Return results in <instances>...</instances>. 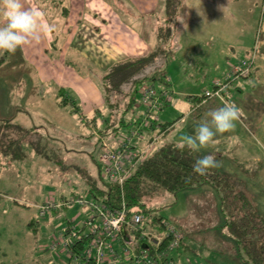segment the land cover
<instances>
[{
	"label": "rangeland",
	"instance_id": "1",
	"mask_svg": "<svg viewBox=\"0 0 264 264\" xmlns=\"http://www.w3.org/2000/svg\"><path fill=\"white\" fill-rule=\"evenodd\" d=\"M105 1L118 9L114 0ZM157 1L160 7L157 4L153 11L157 9L159 14L161 10L165 11V4L164 0ZM116 2L122 4L123 0ZM23 4L26 9L42 12L47 24L56 32L55 37H59L68 13L62 17L61 7L53 9L50 5H59L60 1L23 0ZM63 5L68 9L67 0ZM175 6L179 14L176 22L179 21L175 24V16L172 18L173 33L165 45L168 51L164 72L170 83L167 78L165 82L171 91V99L163 103L168 105L162 111L169 129L166 139L183 143L185 137L194 135L197 125L193 115L187 112L185 96L178 91L186 89L200 93L198 95L212 91L213 81L223 80L231 64L250 55H254V66H257L251 75L255 77L239 79L237 83L242 85L243 92L233 91L234 98L227 94L225 99L226 103L246 107L249 117L256 119L258 116L264 120V0H181ZM183 15L184 22H180ZM149 26L150 23H146L145 34ZM166 29L164 24L162 32L166 33ZM82 62L85 69L93 71L95 66L91 62L87 59ZM107 70L97 71V76ZM55 99L47 88L43 91L37 83L34 72L23 62L18 49L15 53L0 52V117L11 119L13 125L9 129L14 132L8 131L3 137L6 127L0 130V264H72L62 247L53 245L58 244L59 232L66 224L61 221L63 218L72 221L78 215L75 221L79 222L87 218L88 211L70 206L59 209L53 216L41 218L35 206L49 196L58 199L59 192L67 198L72 197L70 192H77L79 180L71 170L78 177L84 174L92 177L91 173L98 176V171L104 178L97 142L105 136L99 133L97 141V129L108 124L107 118L97 116L92 120L98 124L97 128H87L81 115L73 112L74 108L62 104V99L59 102ZM135 100H138L137 94ZM96 110L105 112L106 108L103 105ZM88 118L83 117L89 122ZM32 140L37 149L28 144ZM87 168L91 171H86ZM81 185L84 187L83 183ZM65 187L71 190H60ZM201 188L212 191L209 185ZM149 190L142 199L147 207L164 221L177 225L185 234L180 250L183 256L175 259L176 264L180 259L182 264H208L209 250L215 246L211 244L213 239H207L210 235L207 230L219 229L214 204L204 199L203 202L201 198L205 196L193 192L194 189L175 194ZM200 201L199 216H194V203ZM32 220L37 221L35 226L29 225ZM231 250V247L222 246L218 251L229 254Z\"/></svg>",
	"mask_w": 264,
	"mask_h": 264
},
{
	"label": "crops",
	"instance_id": "2",
	"mask_svg": "<svg viewBox=\"0 0 264 264\" xmlns=\"http://www.w3.org/2000/svg\"><path fill=\"white\" fill-rule=\"evenodd\" d=\"M67 1L68 16L64 21V27L59 31V37H55L54 33L56 32L53 28H50V25L47 24L43 16V24L50 28V30L43 32L38 41H32L18 48V50L21 53L23 62L34 72V78L41 85L43 91L47 88L51 95L55 96V102H59L62 99L64 100V102H61L62 104L69 105L71 109L74 108L75 110L72 109L73 112L81 115V120L85 122L87 128H91V126L97 128L98 124H94L92 121L94 118L92 113L104 105V97L97 79L93 75L97 76V71L109 69L113 64L120 61L140 58L149 54L158 43L156 30L163 26L164 12L161 10L158 14L157 9L153 11L154 7L158 4L157 0H123L122 4L117 3V10L105 0ZM158 6L160 7V4ZM182 17L185 18V15L180 16L182 20L180 22H184V18L182 19ZM177 22L175 21V24ZM146 23H150V26L147 28L145 34L144 27H146ZM83 59H87L95 66L93 71L81 68L79 71L77 67L75 68L69 63L79 62L81 64ZM192 65L195 66L193 62ZM256 67L254 70H256ZM196 70L200 71L199 68H196ZM184 76L192 75L184 74ZM254 77L248 76L244 78L253 79ZM166 78L169 80V77ZM241 78H237L229 84L227 93H225L226 95L228 94L227 97L234 98L232 95L233 91H237L238 93L243 92L242 85L237 83ZM214 82L212 83L214 84ZM178 92L185 96V101L188 104L187 112L191 116L193 115L192 117L195 118L196 124L210 121L208 113L223 106L214 97H205L200 103L197 104V101H193V103L187 97L200 93L186 89L179 90ZM167 105L168 103L163 105L160 111L163 121L158 116L161 126L167 125L163 115V109ZM236 106L240 110L239 117L241 120L236 122L235 129L231 132L218 134L214 144L200 149L199 152L203 156L214 154L216 160L219 162V167L214 170L240 180L243 183V190L249 203L260 214L264 215V147L261 148L264 145V120L258 119V116L256 119L249 117L246 107L238 104ZM129 115H131V110ZM82 116L90 117L88 118L89 122L85 121ZM126 128L123 127L117 133L105 136L104 139L113 143L121 132L127 130ZM168 130L166 127L165 132L159 137L155 148L159 142L163 141L181 144L172 139H166L165 135ZM99 133L98 131L97 136H100ZM149 137L150 135L147 131L143 132L142 137L137 141L138 147H142L149 140ZM86 171L90 172L91 170L87 168ZM91 176L95 177L93 173H91ZM203 186L191 189H194L192 191L198 193L200 196H205L201 200L211 201V204H214V211L217 212L216 225H219V229L213 231L207 230L210 233L207 239L211 238L215 242H211L215 247L209 250L211 255L207 260L208 264H245L238 257L235 242L224 235L220 229L223 224V217L219 210V200L215 190L210 185L212 191L209 188H201ZM81 188L83 187L81 186ZM60 190L69 189L65 187ZM77 192H70V194ZM61 193L59 192V196L62 195ZM77 195L81 194L78 193ZM50 197L53 196H49L48 198ZM63 198H67V196L62 195L60 200ZM201 205L202 201L198 204L194 203V216H199ZM35 207L37 208V206ZM59 208L57 209L59 210ZM58 210L48 215L53 216L58 213ZM77 217L78 215L75 219ZM63 220L67 221L65 218L61 221ZM222 246L231 247V252L229 254L215 253ZM180 250L173 255L174 259L183 256L180 255L182 252ZM177 253L179 254L178 256H176ZM179 264H182V259L179 260Z\"/></svg>",
	"mask_w": 264,
	"mask_h": 264
},
{
	"label": "trees",
	"instance_id": "3",
	"mask_svg": "<svg viewBox=\"0 0 264 264\" xmlns=\"http://www.w3.org/2000/svg\"><path fill=\"white\" fill-rule=\"evenodd\" d=\"M52 1H57V3L60 1L59 5L53 4L50 5V7L53 9L58 6L61 7V16H66L68 9L63 5L66 0ZM114 1L117 4V0ZM180 1L181 0H164L165 16L163 25L165 24L167 26L166 33L162 32L163 26L156 30L158 43L148 55L115 63L107 72L102 74V76H95L92 74L93 77L97 79L101 88L104 97V106L106 108L105 112H101L100 110L94 111L93 120H95L97 116H104L108 120L107 125L98 129L102 135L107 136L111 133H117L123 127H129L130 118L128 119V114L135 101V95L142 84L149 80V82H157L156 85L158 86L169 85L165 82L166 74L164 72V67L167 60L166 53L168 51L165 45H167L173 33L172 27L170 26L171 20L175 16L176 21L179 15L175 3L179 4ZM252 56L254 55H250V57L247 58H240L234 63L237 64L246 60L248 72L245 75L233 76L230 78L226 82L227 86L224 89L225 93H227V88L233 80L253 75L255 59L254 57L252 59ZM69 63L75 68L77 67L79 71L81 69L87 70L83 62H81V64L79 62ZM187 98L191 102L197 101L198 104L205 96L203 94L189 95ZM10 125H13L11 119L0 117V130L6 127V131L2 132L1 136H7V132H11L9 129ZM162 127L166 129V125ZM11 133L14 132L12 131ZM98 140L99 136L97 141ZM97 143L100 144V141ZM28 144L33 147L36 146L37 149V145L33 140ZM177 145L178 144L175 142H159L152 153L134 169L132 175L123 184V195L127 201V206L132 211H136L147 218L151 217L153 221H159L163 218L156 213H152V209L148 208L147 204L142 200L143 196L147 193L146 191L150 192L149 188L175 194L184 189L197 188L205 184L210 185L216 192L219 200V210L223 217V224L220 229L224 235L235 242L238 257L245 264H264V215L260 214L256 208L249 203L246 193L243 190V183L235 177L222 174L214 169H211L206 175L195 173L193 171L195 159L203 155L199 151H192L188 148L179 149ZM96 166H98L97 161ZM68 172L70 173V171ZM71 172L79 180V182L77 181L78 184L76 183V188H78L79 191L73 194V196L82 193L81 195L83 196L103 201L110 206L116 207L118 205L121 191L117 183L101 178L98 171V176L95 177H90L88 174L79 175L78 177L75 171L71 170ZM82 183L84 184L83 188H81ZM61 197L62 195L59 196L57 200H60ZM69 207L70 205H63V207L59 209H66ZM57 210L58 209L53 212L55 213ZM35 222L37 223L36 220H32L29 225L35 226ZM66 222H68V220ZM175 226L183 233V240L179 243L178 247L175 248L172 253L173 255L182 248L185 238L183 230L177 225ZM84 244L85 241L76 244L73 247V252L77 253L82 250L81 248H83ZM215 253L220 252L217 251Z\"/></svg>",
	"mask_w": 264,
	"mask_h": 264
},
{
	"label": "built area",
	"instance_id": "4",
	"mask_svg": "<svg viewBox=\"0 0 264 264\" xmlns=\"http://www.w3.org/2000/svg\"><path fill=\"white\" fill-rule=\"evenodd\" d=\"M246 62L232 64L224 79L215 81L213 90L203 95L226 103V82L233 76L245 75L248 72ZM137 95L127 130L121 132L115 142L103 138L99 144L101 173L105 180L117 183L121 191L118 205L110 206L91 197L75 195L61 200L50 197L37 207L41 218L63 205L88 211L87 218L82 221L68 220L59 232L58 244L53 245L61 246L72 264H176L172 253L183 240V233L173 223L163 219L153 221L151 217L132 211L123 195L124 182L152 153L164 133L158 113L163 103L171 99L167 86L154 83L142 84ZM145 131L150 135L149 140L138 147L137 141ZM82 241H85L82 250L74 253L73 247Z\"/></svg>",
	"mask_w": 264,
	"mask_h": 264
},
{
	"label": "clouds",
	"instance_id": "5",
	"mask_svg": "<svg viewBox=\"0 0 264 264\" xmlns=\"http://www.w3.org/2000/svg\"><path fill=\"white\" fill-rule=\"evenodd\" d=\"M0 52L15 53L18 48L32 41H38L43 32L50 30L43 24V13L26 9L23 0H0ZM210 121L201 122L194 128V135L184 138L179 149L199 151L214 144L218 134L231 132L239 120L240 110L232 103H225L208 113ZM219 167L214 154L195 159L193 171L206 175Z\"/></svg>",
	"mask_w": 264,
	"mask_h": 264
}]
</instances>
